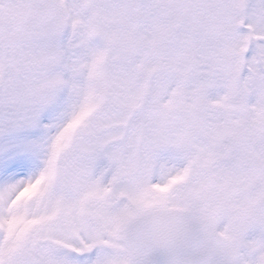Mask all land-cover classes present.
I'll use <instances>...</instances> for the list:
<instances>
[{
    "label": "snow or ice",
    "instance_id": "6c2138e0",
    "mask_svg": "<svg viewBox=\"0 0 264 264\" xmlns=\"http://www.w3.org/2000/svg\"><path fill=\"white\" fill-rule=\"evenodd\" d=\"M0 264H264V0H0Z\"/></svg>",
    "mask_w": 264,
    "mask_h": 264
}]
</instances>
